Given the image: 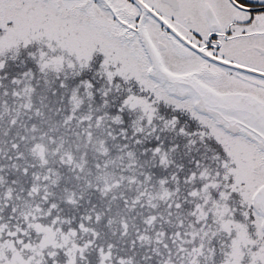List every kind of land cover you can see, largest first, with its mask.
Instances as JSON below:
<instances>
[{"label": "snow or ice", "instance_id": "obj_1", "mask_svg": "<svg viewBox=\"0 0 264 264\" xmlns=\"http://www.w3.org/2000/svg\"><path fill=\"white\" fill-rule=\"evenodd\" d=\"M0 264H264V0H0Z\"/></svg>", "mask_w": 264, "mask_h": 264}]
</instances>
